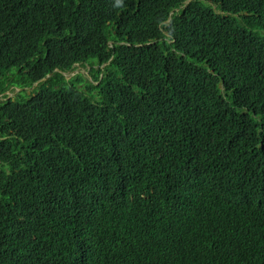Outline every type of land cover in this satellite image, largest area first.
Masks as SVG:
<instances>
[{"label":"trees","instance_id":"16d2710c","mask_svg":"<svg viewBox=\"0 0 264 264\" xmlns=\"http://www.w3.org/2000/svg\"><path fill=\"white\" fill-rule=\"evenodd\" d=\"M186 1L0 0V264H264V0Z\"/></svg>","mask_w":264,"mask_h":264},{"label":"clouds","instance_id":"9594fccd","mask_svg":"<svg viewBox=\"0 0 264 264\" xmlns=\"http://www.w3.org/2000/svg\"><path fill=\"white\" fill-rule=\"evenodd\" d=\"M76 66H79V65H76ZM75 72H76V69H75ZM75 72L73 73L74 75H75ZM65 74H72V73L63 72L64 76H66ZM216 157H217V160L220 161L221 159L228 158L230 156L217 152ZM257 195L258 193L253 194V195H247V196L237 195V196L228 198L227 207H228L229 214H236V213H239L241 210L242 211L250 210L256 201ZM178 202L180 205V213L178 215L176 225L173 230V236L169 238L165 237L164 240L156 243L159 253L169 252L168 245L172 240L181 238L187 232L194 230L200 225L204 224L206 220H210V217L206 215L201 209L199 202L192 200V199H181V200L178 199ZM260 237L264 239V234H262ZM172 252H178L184 258V262L187 264V259L191 257L192 251L190 250V251H172ZM234 253H239L247 257L244 246L242 244H237V245L232 246V248L226 254L223 255V260L227 256L234 254ZM215 256L217 257L216 254Z\"/></svg>","mask_w":264,"mask_h":264},{"label":"rangeland","instance_id":"374dc122","mask_svg":"<svg viewBox=\"0 0 264 264\" xmlns=\"http://www.w3.org/2000/svg\"><path fill=\"white\" fill-rule=\"evenodd\" d=\"M77 73H82L83 75H85L87 78H90V68L89 67H86V66H82V65H79V66H76V72L75 74ZM66 76H64L66 79H70L72 76H74V74H65ZM16 91V89H15ZM13 93H8L9 97L12 96ZM17 96V95H16Z\"/></svg>","mask_w":264,"mask_h":264},{"label":"water","instance_id":"95a60500","mask_svg":"<svg viewBox=\"0 0 264 264\" xmlns=\"http://www.w3.org/2000/svg\"><path fill=\"white\" fill-rule=\"evenodd\" d=\"M189 2H190V0H188V1L186 2V4H188ZM55 73H62V74H63V72L60 71V70H55ZM53 74H54V73H53ZM53 74L48 75L46 78H44V80L49 79ZM41 81H42V80H41ZM38 84H39V82H38V83H35L32 87H29V88H18V89H16L15 93L12 94L11 97H8V99L15 97L18 93L23 92V91L31 92V91H33V89H34ZM0 99H2L1 96H0Z\"/></svg>","mask_w":264,"mask_h":264}]
</instances>
